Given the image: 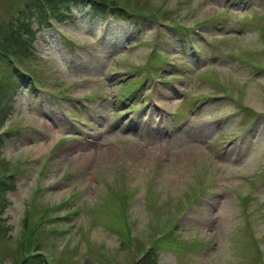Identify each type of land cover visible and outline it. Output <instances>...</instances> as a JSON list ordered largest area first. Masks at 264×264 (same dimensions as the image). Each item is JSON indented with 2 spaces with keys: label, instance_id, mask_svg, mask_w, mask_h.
Wrapping results in <instances>:
<instances>
[{
  "label": "rangeland",
  "instance_id": "374dc122",
  "mask_svg": "<svg viewBox=\"0 0 264 264\" xmlns=\"http://www.w3.org/2000/svg\"><path fill=\"white\" fill-rule=\"evenodd\" d=\"M31 1L0 0V264H264V0H117L107 32Z\"/></svg>",
  "mask_w": 264,
  "mask_h": 264
},
{
  "label": "trees",
  "instance_id": "16d2710c",
  "mask_svg": "<svg viewBox=\"0 0 264 264\" xmlns=\"http://www.w3.org/2000/svg\"><path fill=\"white\" fill-rule=\"evenodd\" d=\"M35 1L36 2L32 0L30 3H27V6L31 7L28 10L29 12L28 14L31 15V17H33L34 19H36V25L47 24V14L48 12L50 13V10L53 13V15L58 18V20L65 19L66 15H68V13L70 12V8H69L70 3L77 4L78 2V0H35ZM105 10H106L105 2L93 1L89 5V8L87 11L92 16L93 19H96L99 17V15L100 17H102L105 13L104 12ZM21 11L22 10L19 11V15H23L21 14L22 13ZM117 11L121 15L123 14V12H125L124 10L118 9V8H117ZM13 25H14V31L16 33L11 34L9 36L10 41L14 39L13 35H16L20 41L22 40L21 32L34 33L35 31V29L30 27V23H25L24 21H21V20H16L15 22H13ZM14 41H16V39H14ZM1 49L2 50H0V56L3 58L5 62V67L3 71L1 70L0 72V80L5 79L6 81L1 80L0 82L3 83L4 89L8 87L7 83L9 82L12 87L16 88L18 87V85H20V82L22 80L21 77L23 76V73H21L20 71H17L16 66H14L15 62L13 61L15 58L13 55H16L15 49L11 50V53L8 52L9 49L7 48H1ZM4 93L5 92L3 90H0V94L4 95ZM3 185H4V182L0 180V187H2ZM153 248L154 247H151L150 249L146 250L144 255L141 256L136 261V264H151L154 261V257H155V254L153 255ZM35 263L46 264L48 263V260L46 257L41 256L40 253H36V254H31L29 256L21 258L18 264H35Z\"/></svg>",
  "mask_w": 264,
  "mask_h": 264
}]
</instances>
